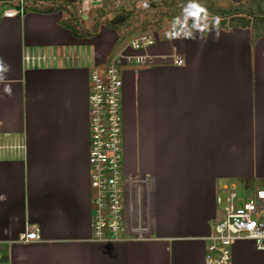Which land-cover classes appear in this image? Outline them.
Returning <instances> with one entry per match:
<instances>
[{
	"label": "crops",
	"instance_id": "crops-1",
	"mask_svg": "<svg viewBox=\"0 0 264 264\" xmlns=\"http://www.w3.org/2000/svg\"><path fill=\"white\" fill-rule=\"evenodd\" d=\"M28 2L23 16L7 17L13 3L0 0V264H205L223 185L264 189V23L199 15L151 34L154 51L185 59L123 73L125 168L152 176L154 225L144 240L99 242L89 67L106 59L92 53L97 32L75 36L63 25L64 0ZM51 54L45 66L26 60ZM32 226L41 239L20 242ZM233 264H264V251L238 241Z\"/></svg>",
	"mask_w": 264,
	"mask_h": 264
},
{
	"label": "built area",
	"instance_id": "built-area-1",
	"mask_svg": "<svg viewBox=\"0 0 264 264\" xmlns=\"http://www.w3.org/2000/svg\"><path fill=\"white\" fill-rule=\"evenodd\" d=\"M13 6L4 10L7 17L23 16L26 0H8ZM81 10L99 7L104 0H75ZM124 41L106 65H91L89 88L91 186L93 190V238L99 242L144 240L150 238L155 212L153 181L148 173L130 174L125 168L123 68L164 64L183 66L180 52L154 51L156 39L144 34ZM50 56L26 60L43 64ZM217 202L223 218L214 224L215 233L205 254V264H233V248L238 241H253L264 251V189L250 190L244 185L224 184ZM36 226L20 237V242L39 241Z\"/></svg>",
	"mask_w": 264,
	"mask_h": 264
},
{
	"label": "rangeland",
	"instance_id": "rangeland-1",
	"mask_svg": "<svg viewBox=\"0 0 264 264\" xmlns=\"http://www.w3.org/2000/svg\"><path fill=\"white\" fill-rule=\"evenodd\" d=\"M64 1L67 2V0H64ZM184 1H186V4L184 5L183 14L179 15L177 18L171 21V22H174L176 26L177 25L179 26L180 24L185 23L187 17L189 16L200 17L199 14L193 15V12H191L195 4L194 2L195 0H144V1L140 0L139 2L136 1L135 3H132V0H104L103 4L100 5L99 7H96L95 10L94 8L90 10L89 9L81 10V5L79 3L74 4L75 5L74 10L75 12H77L78 15H83V16L87 15L89 18L87 19V22H91L93 18L99 17L100 12L98 10H100V8L103 11H109L112 8L116 7V9H121L124 11L123 16L125 15L129 17L127 20V24H125L126 22H123L124 21L123 18H122L123 19L122 22L119 23L120 21H117L115 14L113 15V18H112L113 23L119 27V32H120V33H117V31L114 30L117 33V38H114L113 40L111 39V35L109 34L111 33L109 31V27L104 25L105 24L104 20H102V23H101L102 25H99V27L97 28L98 36L96 35L97 40H95L93 43V46H91L92 51H93L92 53H94V57L96 59L105 58L106 61L100 65H106L115 56V53H116L115 46L117 44L119 34L123 38L125 34H128L134 31V33H132L130 36L128 35V37L125 40L127 42L126 44H128L130 40L132 41L138 36H141L144 34H155V31H158L157 29L160 27L165 32L166 29L171 28V25L169 26L168 21L171 19L170 15L173 12L172 8L180 9ZM216 4L223 6V7L224 6L227 7L228 5L226 1H223V0L218 1ZM257 5L258 7H262V9H264V5H261V4H257ZM131 9H132V12H130ZM164 11H166V13H164ZM69 13L71 14V16ZM72 15L73 13L71 11L66 12L65 21H70L71 20L70 17L73 18ZM255 21H256L255 22L256 26H260V25L262 26V24L264 23L263 18L256 17ZM161 24L162 26H160ZM87 28L88 29L91 28L90 24H87ZM115 41L116 43L113 46L112 44H114ZM138 67H141V66L135 65L134 67H129L125 65L123 68L127 70V69L138 68ZM89 143H90V138H89ZM91 169L92 168L90 167V176H91ZM219 212L222 214V211L220 209H219ZM93 217H94V214H93ZM93 217H92V220H93ZM222 217H223V214H222ZM92 234H93V229H92Z\"/></svg>",
	"mask_w": 264,
	"mask_h": 264
},
{
	"label": "trees",
	"instance_id": "trees-1",
	"mask_svg": "<svg viewBox=\"0 0 264 264\" xmlns=\"http://www.w3.org/2000/svg\"><path fill=\"white\" fill-rule=\"evenodd\" d=\"M26 1L28 2V0H26ZM136 1L139 2L140 0H132V3H135ZM141 1H144V0H141ZM256 1H259V0H253V2H256ZM194 2H195V4L196 3L197 4L196 5L194 4V6L192 8L191 12H193V15L199 14V15L228 17V16H235V15L248 13V14H253V16H256L257 18H260L261 16L264 15V9H262V7H258L259 9H257L255 11L252 8L250 9L248 3L244 4V5L243 4L233 5L232 3H229L227 5V7H222V6H217V4L212 0H195ZM74 4H75V2L68 1V2H64L62 4H58L56 6V8L58 10H62V11H66V12L71 11L73 13V15H72L73 18L70 17L71 20L66 21L67 23H64L63 25L67 29H70L75 36H82V37L84 36L85 37V36H90L92 34H95L97 32V28L99 27V25H102L101 24L102 20H104L105 26H107L113 30H116L117 33H120L119 27L113 23V20H112L113 15L115 14L117 21H120L119 23H121L122 20L124 19L123 22H126L125 24H127V20L129 18L125 15L123 16L124 11L121 9H116V7L112 8L109 11H103L100 8V10H98L100 12L99 17L93 18L92 24L90 25L91 28L88 29L87 28L88 23L83 20V16L78 15L77 12H75V10H74L75 5ZM185 4H186V1L183 2V6L180 9L179 8H172L173 9V12L171 13L172 16L170 15V17L172 18V21L175 18H177L179 15L183 14ZM40 5H42V4H40ZM44 5H46V4H44ZM47 5H48V7H49V5L51 6V4H49V3ZM30 9H31V5L28 2L26 4L25 11L28 12ZM48 11H51V10L45 9V12H48ZM130 12H132V9L130 10ZM164 13H166V11H164ZM70 16H71V14H70ZM173 27H174V31L181 30V29H178V25L176 26L174 22H173ZM89 31H91V32H89ZM132 33H134V31H132L128 34H125L123 36V38L119 34V38L117 40V44L115 47L117 48L122 42H124L126 40L128 35L130 36Z\"/></svg>",
	"mask_w": 264,
	"mask_h": 264
},
{
	"label": "water",
	"instance_id": "water-1",
	"mask_svg": "<svg viewBox=\"0 0 264 264\" xmlns=\"http://www.w3.org/2000/svg\"><path fill=\"white\" fill-rule=\"evenodd\" d=\"M84 18H87V16H86V15H84Z\"/></svg>",
	"mask_w": 264,
	"mask_h": 264
}]
</instances>
